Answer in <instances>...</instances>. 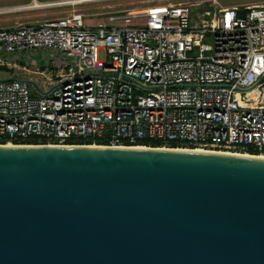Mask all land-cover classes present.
Segmentation results:
<instances>
[{"label": "built area", "instance_id": "built-area-1", "mask_svg": "<svg viewBox=\"0 0 264 264\" xmlns=\"http://www.w3.org/2000/svg\"><path fill=\"white\" fill-rule=\"evenodd\" d=\"M25 6L4 9L33 10H16ZM85 17L0 28V69L29 71L25 65L44 52L58 81L47 78L46 89L36 83L44 92L60 84L41 95L26 83L0 82V142L114 149L152 142L144 147L264 156V3L121 10L96 28Z\"/></svg>", "mask_w": 264, "mask_h": 264}, {"label": "water", "instance_id": "water-1", "mask_svg": "<svg viewBox=\"0 0 264 264\" xmlns=\"http://www.w3.org/2000/svg\"><path fill=\"white\" fill-rule=\"evenodd\" d=\"M145 148L0 145V264H264L261 155Z\"/></svg>", "mask_w": 264, "mask_h": 264}, {"label": "rangeland", "instance_id": "rangeland-1", "mask_svg": "<svg viewBox=\"0 0 264 264\" xmlns=\"http://www.w3.org/2000/svg\"><path fill=\"white\" fill-rule=\"evenodd\" d=\"M41 2H55V1H60V0H37ZM74 1V0H72ZM194 0H110V1H102V2H91V3H85L81 5H76L72 4L71 6H60V7H52V8H36L40 11L39 13L35 14H42L45 16L46 19H56V18H61L68 16L72 13H82L85 14V21L86 24L90 28H96L99 22L103 20H108V14L115 12V11H130V10H139V11H144L149 8H154V7H161V6H166L167 4H176V3H181V2H191ZM219 4L223 7H239L242 5H258L264 3V0H217ZM33 0H0V7H9V6H14V5H26V6H32L34 4ZM38 2V3H39ZM59 3V2H58ZM45 5V4H44ZM41 9V10H40ZM197 11V10H196ZM196 11H193L194 13ZM200 13L204 11H211L212 13L215 12V6L212 8H200L198 9ZM19 13H29L27 11H22ZM18 12H16V15H11L12 17L19 16ZM31 13V12H30ZM34 13V12H32ZM18 14V15H17ZM96 14H102L100 16H97ZM96 15V16H95ZM4 17H0V21L4 19ZM196 20L192 21V23ZM206 20H211V18H206ZM21 21H27L26 19H22ZM9 23H0V26H9ZM210 44V42H207ZM49 53H52L55 58L54 60L59 61L58 54L56 51H49ZM45 53L40 52L38 56L35 58L33 57V60L39 65L38 67L40 70H43L45 72L46 76H41L39 72L35 69V67L31 65H25L28 69L32 71V73H27L24 71H18L15 70L14 73L21 79H30L36 81L42 88L46 89L49 87V82L47 78H52L54 82H57V76L58 73L57 71L51 72L50 69V64L43 59ZM105 59V53L103 51L100 52V57L99 60L102 62ZM39 62V63H38ZM44 63V65L42 64ZM43 66H46V69H41ZM35 66V65H34ZM60 68V67H59ZM12 75V72L9 70H0V79H6ZM33 95H37V92L34 91L31 87ZM234 152V151H233Z\"/></svg>", "mask_w": 264, "mask_h": 264}, {"label": "crops", "instance_id": "crops-1", "mask_svg": "<svg viewBox=\"0 0 264 264\" xmlns=\"http://www.w3.org/2000/svg\"><path fill=\"white\" fill-rule=\"evenodd\" d=\"M35 1H37V0H33V2H35ZM37 2H39V1H37ZM39 3H41V2H39ZM9 7H11V6H9ZM50 7H53V6H50ZM4 8L5 7H0V11L6 10ZM40 8H44V7H40ZM28 9H33V10L28 11L29 13H19L18 12L20 15L19 16H15V17H12L11 15H16V11H8V10L2 11L0 13V17H4V16H6V17L4 19H2V21H0V23H9L10 25L9 26H6V27H11V26H15L17 24H24V23H31V22H37V21L47 20L44 15H42V14H35V12L36 13H39L40 12V11H36V10H39V9H36V8H28ZM32 12H34V13H32ZM22 19H26L27 21H21ZM2 27H5V26H0V28H2ZM42 64L44 65V63H42ZM43 65H42V68L41 69L46 68V66H43ZM32 66L35 67L36 70L40 69L38 67L39 66L38 64H36L35 66L34 65H32ZM15 70L24 71V72H27V73H29V72L32 73V71L30 69H28L29 71H25V70H23L21 68H16L14 70H9V71L12 72V75H15V73H14Z\"/></svg>", "mask_w": 264, "mask_h": 264}, {"label": "bare ground", "instance_id": "bare-ground-1", "mask_svg": "<svg viewBox=\"0 0 264 264\" xmlns=\"http://www.w3.org/2000/svg\"><path fill=\"white\" fill-rule=\"evenodd\" d=\"M94 1H106V0H65V1H60L59 3L58 2H55V3H52L50 5H47L45 3H42L43 5H41L40 3H38L37 1L34 2V4L32 6H25V7H20V8H17L16 10H25V9H28V8H40V7H44V8H47V7H50V6H53V7H60V6H65V5H70V4H85V3H91V2H94ZM45 4V5H44ZM263 4V3H262ZM2 11H0L1 13ZM8 146H13V144H7ZM146 149L144 146H141V147H138V149ZM167 149V148H166ZM165 149V150H166ZM167 150H172V149H167ZM174 151H180V152H197V153H214V152H218V150H204V149H196V150H190V149H187V148H179V149H175ZM219 152H224V154H227V155H235V156H240L242 153H238V152H233V151H219ZM259 158H263L264 157H259Z\"/></svg>", "mask_w": 264, "mask_h": 264}, {"label": "trees", "instance_id": "trees-1", "mask_svg": "<svg viewBox=\"0 0 264 264\" xmlns=\"http://www.w3.org/2000/svg\"><path fill=\"white\" fill-rule=\"evenodd\" d=\"M14 6H17V5H14ZM0 70H5V69H0ZM6 143H7L6 140H3V141L0 142V144H6ZM44 143H46V142H44ZM31 144H37V141H36V143L31 142ZM76 144H81V142H76ZM141 146H149V147L151 146V147H155L157 145H155L152 142H144V143L141 144ZM248 154H251V155H260V153H258L256 151H249Z\"/></svg>", "mask_w": 264, "mask_h": 264}]
</instances>
